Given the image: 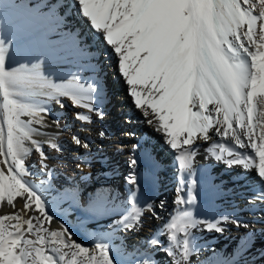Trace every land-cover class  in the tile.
I'll return each mask as SVG.
<instances>
[{
	"label": "snow or ice",
	"instance_id": "1",
	"mask_svg": "<svg viewBox=\"0 0 264 264\" xmlns=\"http://www.w3.org/2000/svg\"><path fill=\"white\" fill-rule=\"evenodd\" d=\"M73 3L81 21L109 49L115 72L126 82L132 104L143 117L140 122L178 153L183 173L176 189L179 212L162 225L161 235L167 234L169 246L163 250L171 258L170 264H191L192 230L205 226L207 231L222 234L225 229L221 225L229 222L247 227L226 215L215 221L192 215L190 206L196 198L192 194L195 181L190 178L199 142L207 144L213 134L230 142L235 147L213 145L220 149V154L212 153L215 160L241 167L245 173L254 171L259 185L264 186V0ZM11 7L0 3V201L14 206L20 197L23 211L34 214L22 216L17 209L0 215V264H116L108 243L97 242L90 250L72 238L66 225H61L62 231L50 230L47 225L54 218L47 203L26 179L30 173L25 157L30 151L39 154L41 170L47 169L48 157L33 135L49 126L45 121L51 116L49 101L63 109L61 97H71L74 107L86 108L99 119H103V112L92 103L94 96L90 94L98 91L94 83L85 86L73 76L69 83L74 81L75 88H70L42 71L44 61L63 55L56 47V33L50 36L47 51L39 52L32 61L9 63L16 40L22 51L33 47L31 14L13 17ZM10 29L8 36L5 33ZM81 93L88 94V102ZM75 118L84 122L92 119L82 113H76ZM52 123L59 128V119ZM99 135L103 138L105 133L100 131ZM73 141L88 148L79 136L74 135ZM49 146L59 151L57 143L50 141ZM136 148L134 144L133 152ZM136 163L133 157L129 168L135 169ZM126 182L136 185L134 172ZM252 203L264 204V187L254 193ZM89 209L118 217L111 220L110 227L124 232L138 231L145 212L156 218L151 205H138L134 187L122 203L110 192L97 191ZM178 233L183 234L182 245ZM160 244L158 238L147 241L149 248H159ZM131 264H152V260L137 256Z\"/></svg>",
	"mask_w": 264,
	"mask_h": 264
},
{
	"label": "bare ground",
	"instance_id": "2",
	"mask_svg": "<svg viewBox=\"0 0 264 264\" xmlns=\"http://www.w3.org/2000/svg\"><path fill=\"white\" fill-rule=\"evenodd\" d=\"M0 3L12 5L13 17L31 14L33 19L29 29L33 47L22 51L20 41L16 40L9 55L10 64L29 62L39 52H46L51 46L50 36L56 33V47L63 55L55 61H44L42 71L70 88H75L74 81L69 83L73 76L85 86L91 82L98 88L90 95L94 96V106L103 112V119L86 108L74 107L71 97H61L65 107L61 109L55 101H49L51 116L45 117L49 126L33 135L48 157L47 169L41 170L39 154L30 151L25 157L30 173L26 179L43 196L54 218L47 226L62 231L61 225H66L72 238L90 250L97 242L108 243L116 264H131L137 256L151 258L152 264H170L171 258L163 250L169 246L167 234L161 233L162 225L179 212L176 189L183 173L176 159L178 153L163 143L160 134L140 122L143 117L132 104L126 82L116 74L109 49L78 17L73 0H0ZM5 34L11 36V29ZM107 65L111 78L106 72ZM81 95L88 102V94ZM76 113L91 116V122L76 119ZM54 119H59V128L52 123ZM100 131L105 133L103 138ZM129 132L135 136L126 135ZM74 135L88 148L77 146ZM50 141L58 144L59 151L50 148ZM220 143L235 147L214 134L207 144L199 142L197 155L192 158L190 179L195 181L192 194L196 200L190 210L198 220L215 221L226 215L247 227H235L229 222L221 225L225 229L222 234L207 231L205 226L192 230L191 264H264V204H250L254 193L264 186L259 185L254 171L245 173L241 167H228L223 161H216L212 153L220 154V149L213 145ZM223 155L227 157L226 152ZM133 157L137 163L135 169H130ZM130 172L135 174V186L126 182ZM133 187L138 205H151L156 213L153 218L145 212L138 231L124 232L110 227L111 220L118 217L90 211L89 202L97 191L110 192L117 203H122ZM80 194L85 195L83 206L77 204ZM17 209L22 216L34 214L23 211L20 197L14 206L0 201V215ZM152 238L160 240L159 248L147 246ZM178 241L183 244L182 233H178Z\"/></svg>",
	"mask_w": 264,
	"mask_h": 264
},
{
	"label": "rangeland",
	"instance_id": "3",
	"mask_svg": "<svg viewBox=\"0 0 264 264\" xmlns=\"http://www.w3.org/2000/svg\"><path fill=\"white\" fill-rule=\"evenodd\" d=\"M106 72H108V78H111V75L109 76V74L111 73V71H109V66L108 65L106 66ZM84 201H85V195L84 194H80L79 195V198H78V201H77V204L80 205V206H83L84 205Z\"/></svg>",
	"mask_w": 264,
	"mask_h": 264
}]
</instances>
